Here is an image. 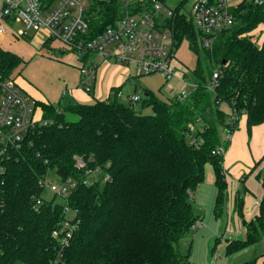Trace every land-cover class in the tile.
I'll return each mask as SVG.
<instances>
[{
  "label": "trees",
  "instance_id": "trees-1",
  "mask_svg": "<svg viewBox=\"0 0 264 264\" xmlns=\"http://www.w3.org/2000/svg\"><path fill=\"white\" fill-rule=\"evenodd\" d=\"M179 1L168 22L174 24L175 48L188 38L199 53L192 70L197 86L186 98L169 101L146 90L140 107L139 102L119 100V88L93 103L36 102L51 123L37 126L21 147L0 157V264H195L180 250V241L200 221L192 192L204 181L206 164H211L217 186L214 214L226 218L225 154L213 150L220 145L228 149L230 142L223 140L222 132L230 128L234 133L244 114L249 132L264 122V38L258 42L249 34L264 23V5L242 1L234 7L235 23L216 37L212 47L202 44V53L200 32L182 12L187 0ZM152 3L143 0L138 8L147 9ZM91 5L93 36L95 28L114 23L125 11L119 0H91ZM90 55H78L80 69ZM24 63L0 47V72L5 77H15L13 72ZM175 64L187 77L188 69L177 59ZM215 70L220 71L219 84L211 89ZM223 104L238 113L233 125ZM190 136L202 142L194 143ZM78 156H92V162L103 167L100 180L84 183V171L76 167ZM263 162L264 157L243 174L241 183L259 168L257 178L264 186ZM49 171L79 181L68 196L77 228L61 252L54 231L65 218V202L43 198L40 205L35 203ZM105 174L109 177L103 179ZM245 193L237 197L241 218ZM243 224L245 237L228 239L226 255L258 245L259 251L234 264H258L260 259L264 264V195L259 213L249 221L243 219Z\"/></svg>",
  "mask_w": 264,
  "mask_h": 264
},
{
  "label": "built area",
  "instance_id": "built-area-1",
  "mask_svg": "<svg viewBox=\"0 0 264 264\" xmlns=\"http://www.w3.org/2000/svg\"><path fill=\"white\" fill-rule=\"evenodd\" d=\"M125 11L114 23H109L97 29L93 36L91 0H0V31L16 22L21 23L20 37L32 39L35 35L44 36L47 40H60L79 56L95 54L103 61L113 60L124 66L133 64L140 74L161 73L167 78L178 76L183 81L189 79L180 73L176 65L174 45V24L168 20L175 16V8L170 1L153 0L147 9L138 8L143 0H119ZM191 19L200 32V40L204 47H212L216 37L235 23L233 8L242 1L263 6L264 0H238L236 5L231 0H191ZM102 21L99 26L102 25ZM98 61L88 59L86 66L81 68L82 87L89 91L93 87ZM220 71L215 70L210 81V88L219 84ZM194 87L197 84L194 82ZM66 91H64L65 93ZM191 91L179 93L181 99L186 98ZM120 92H118V96ZM143 90H136L130 101L139 102ZM177 95V96H178ZM33 97L24 91L13 76L5 77L0 72V157H5L9 150L21 147L31 130L39 125L51 123L39 112V106H33ZM36 103V100H35ZM228 122L234 124L238 119L237 111L228 108ZM233 130L224 131L223 140L230 142ZM194 143H201L191 137ZM226 147L220 145L213 152L225 154ZM88 158L78 156L76 167L84 171V183H95L103 170L100 164ZM1 170V166H0ZM109 176L105 174L103 179ZM102 179V178H101ZM60 186L50 184L51 189L61 196L65 202V218L54 231L59 241V249L70 244L77 228L74 221V210L69 206L70 193L77 187L78 180L74 177L62 179ZM47 176L41 181L45 187ZM44 201L43 196L37 197L36 206ZM1 214V213H0ZM198 223L194 225V228ZM214 256L211 264H216Z\"/></svg>",
  "mask_w": 264,
  "mask_h": 264
},
{
  "label": "rangeland",
  "instance_id": "rangeland-1",
  "mask_svg": "<svg viewBox=\"0 0 264 264\" xmlns=\"http://www.w3.org/2000/svg\"><path fill=\"white\" fill-rule=\"evenodd\" d=\"M238 0H231L233 5H236ZM179 0H171L170 5L172 7L178 6ZM192 1L187 0L182 5V12H185L191 17ZM21 24L15 23L14 28L18 31ZM253 35L257 41H261L264 37V23L258 24V26L249 33ZM26 40L28 42H31ZM199 48L202 51L201 40H198ZM31 50L24 53L25 63L16 69L13 74H20V78L26 80L36 87L37 93H29L33 97V106L42 97L46 98L53 104L65 105L68 100L76 102L93 103L97 97L93 92H89L82 87L81 83V60L80 56L75 53L71 48L66 50V53L61 52V47L58 48V42L50 45H46L45 42L39 39H33ZM203 53V51H202ZM201 53V54H202ZM76 56H75V55ZM175 57L177 61L183 65L185 69H188L187 78L189 82L183 81L178 76L165 77L161 73L152 74H140L133 64H127L124 69L131 73V77L120 84L122 88V94L119 95V100L128 104L130 97L128 94H132L135 89L143 90V94L146 90L151 91L158 99L163 101H169L183 90L192 91L194 87L192 70L196 67L199 53L192 47L191 41L188 38L182 39V41L175 48ZM95 59L99 63H103V67L107 62L115 64L113 60L102 61L97 55L91 54L89 60ZM203 60V55H201ZM120 64V63H119ZM102 74L104 71H101ZM123 73V72H122ZM102 77L99 73V78ZM66 90L67 94L63 97L62 92ZM75 90L76 96L72 91ZM88 93L90 96L89 101H82L86 98L84 95ZM84 95V96H83ZM179 96V95H178ZM43 99V98H42ZM42 102V101H40ZM140 107V102L137 104ZM223 108L227 109V105L223 104ZM41 109V108H40ZM146 113L151 112V108L145 110ZM42 115V110L41 113ZM77 116H73L76 118ZM236 129L234 133L237 131ZM234 135V134H233ZM224 132H222V137ZM264 165V162L261 164ZM205 179L200 186L192 192L191 202L194 207V212L199 216L197 222L198 226L192 228L180 241V250L183 254H189L190 260L195 264H211L214 254L217 256V264H234L240 261L248 259L253 252L259 251L258 245L249 247L248 249L241 251L232 256H227L225 253V246L228 239L235 238L237 234L230 235L229 230H226V218H216L214 214V204L217 194V186L215 184L214 170L211 164H206ZM247 172L244 171V174ZM243 176V175H242ZM62 178L56 171H49L47 174V182L43 189L42 196L46 200L55 198L56 201H62L61 196L55 193L50 184H56L60 186ZM243 193V191H242ZM196 223V224H197ZM232 236V237H231ZM244 237L245 233H242L238 237Z\"/></svg>",
  "mask_w": 264,
  "mask_h": 264
},
{
  "label": "crops",
  "instance_id": "crops-1",
  "mask_svg": "<svg viewBox=\"0 0 264 264\" xmlns=\"http://www.w3.org/2000/svg\"><path fill=\"white\" fill-rule=\"evenodd\" d=\"M14 25H10L8 27L6 26L4 31H0V47L2 49L15 53L24 59V53L31 50L30 45L33 39L40 38L41 41L46 42L44 36L41 35H35V37L30 40L31 42L26 41L29 39L20 37L18 33L19 29L18 31L15 30ZM263 38L259 42H262ZM55 42H58V48L61 47L62 53H66V50L70 49L60 40H53L51 44ZM102 70L104 71L103 74L101 72ZM99 73H101L102 76L100 78ZM14 76L25 92L29 91V93L39 95L36 92V87L26 80L21 79L19 73H15ZM130 77L131 73L127 72L124 69V66H121L120 64L107 62L106 66L103 67V63L98 62L92 92L95 94L97 99H105L109 95L113 94L114 88H119L118 92H120L121 95L122 88L120 84ZM136 90L137 89H135V91ZM64 91L66 90H63L62 93H64ZM135 91L132 94H128V96L130 97L133 95ZM72 93L76 96L75 90L72 91ZM84 95L86 98L82 101H89L90 96L88 93H84ZM42 98L37 100H39V102H50L46 98ZM39 112L41 113V109H39ZM233 134L234 135L232 136L229 147L224 155V167L227 172L229 183L226 230H229L228 232L230 235L237 234L235 238H242V236H238L242 233L246 234L243 219L249 221L259 213L260 201L264 195L263 182L257 178L259 168L245 178L244 184L240 181L244 171L249 173L256 162L264 157V122L253 126L251 132H249L247 126V116L244 114L240 119L238 130ZM242 191L246 192L244 195V203L242 205L243 218H241L237 212V197ZM200 224H202V222ZM261 263L260 259L258 264Z\"/></svg>",
  "mask_w": 264,
  "mask_h": 264
}]
</instances>
